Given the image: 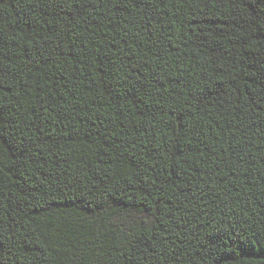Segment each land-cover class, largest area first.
I'll return each mask as SVG.
<instances>
[{
  "label": "trees",
  "instance_id": "obj_1",
  "mask_svg": "<svg viewBox=\"0 0 264 264\" xmlns=\"http://www.w3.org/2000/svg\"><path fill=\"white\" fill-rule=\"evenodd\" d=\"M0 264H264V0H0Z\"/></svg>",
  "mask_w": 264,
  "mask_h": 264
}]
</instances>
